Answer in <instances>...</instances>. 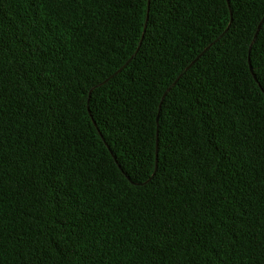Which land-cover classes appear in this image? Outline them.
<instances>
[{
  "label": "trees",
  "instance_id": "1",
  "mask_svg": "<svg viewBox=\"0 0 264 264\" xmlns=\"http://www.w3.org/2000/svg\"><path fill=\"white\" fill-rule=\"evenodd\" d=\"M257 78L264 0H0V264H264Z\"/></svg>",
  "mask_w": 264,
  "mask_h": 264
},
{
  "label": "snow or ice",
  "instance_id": "2",
  "mask_svg": "<svg viewBox=\"0 0 264 264\" xmlns=\"http://www.w3.org/2000/svg\"><path fill=\"white\" fill-rule=\"evenodd\" d=\"M156 2L158 3L159 0H156ZM227 2H228L229 4H231V3H232V0H227ZM148 5H149V9L151 10V8H152V6H153V0H148ZM229 31H231V29H230ZM225 35H228V33H225ZM249 63L251 64V53H249ZM252 75H253V76L256 75V73H255V69H254V68L252 69ZM256 84H257V86L260 87L261 89H264V82H262L259 78H257V80H256Z\"/></svg>",
  "mask_w": 264,
  "mask_h": 264
},
{
  "label": "water",
  "instance_id": "3",
  "mask_svg": "<svg viewBox=\"0 0 264 264\" xmlns=\"http://www.w3.org/2000/svg\"><path fill=\"white\" fill-rule=\"evenodd\" d=\"M159 121V117L157 118V122Z\"/></svg>",
  "mask_w": 264,
  "mask_h": 264
}]
</instances>
